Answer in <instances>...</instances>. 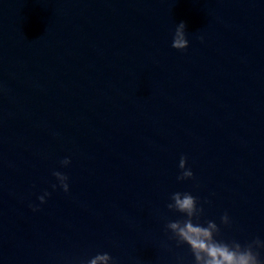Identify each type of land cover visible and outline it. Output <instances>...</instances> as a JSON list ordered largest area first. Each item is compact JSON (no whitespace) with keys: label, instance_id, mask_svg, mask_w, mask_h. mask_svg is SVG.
<instances>
[{"label":"water","instance_id":"water-1","mask_svg":"<svg viewBox=\"0 0 264 264\" xmlns=\"http://www.w3.org/2000/svg\"><path fill=\"white\" fill-rule=\"evenodd\" d=\"M176 192L264 241V0H0V264H195Z\"/></svg>","mask_w":264,"mask_h":264},{"label":"clouds","instance_id":"clouds-1","mask_svg":"<svg viewBox=\"0 0 264 264\" xmlns=\"http://www.w3.org/2000/svg\"><path fill=\"white\" fill-rule=\"evenodd\" d=\"M172 46L178 50H184L189 46L184 22L177 26ZM61 163L67 166L71 161L65 158ZM179 167L182 174L178 179L185 180L194 177L192 170L187 167L186 156L181 157ZM54 175L64 191L68 192V177L59 171L55 172ZM46 195H50V193H46ZM39 199L42 203L45 202L44 196ZM171 199L174 203L168 204V208L184 214L186 218L170 221L167 228L174 234L178 244H187L190 247L195 264H264L259 251H257V249H264V241L257 238L253 242L241 245L235 240L231 243L219 240L217 236L220 234V228L214 221L208 220L206 225L199 222L204 209L198 207L196 197L191 193L176 192L172 194ZM34 210L37 209L34 208ZM221 220L225 225L230 223L227 213ZM87 264H115V262L110 254L102 253L91 258Z\"/></svg>","mask_w":264,"mask_h":264}]
</instances>
